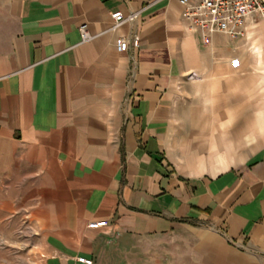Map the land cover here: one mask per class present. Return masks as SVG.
<instances>
[{
  "label": "crops",
  "instance_id": "obj_1",
  "mask_svg": "<svg viewBox=\"0 0 264 264\" xmlns=\"http://www.w3.org/2000/svg\"><path fill=\"white\" fill-rule=\"evenodd\" d=\"M244 31L206 45L178 0H0V175L32 187L41 264L114 239L264 264V20Z\"/></svg>",
  "mask_w": 264,
  "mask_h": 264
},
{
  "label": "rangeland",
  "instance_id": "obj_2",
  "mask_svg": "<svg viewBox=\"0 0 264 264\" xmlns=\"http://www.w3.org/2000/svg\"><path fill=\"white\" fill-rule=\"evenodd\" d=\"M18 182L0 175V264H41L35 251L41 241L34 230L37 203L32 187ZM111 242L99 251L96 264H180L184 257L169 249L173 242Z\"/></svg>",
  "mask_w": 264,
  "mask_h": 264
},
{
  "label": "built area",
  "instance_id": "obj_3",
  "mask_svg": "<svg viewBox=\"0 0 264 264\" xmlns=\"http://www.w3.org/2000/svg\"><path fill=\"white\" fill-rule=\"evenodd\" d=\"M183 8V18L191 31L198 32L203 42L208 45L217 33H224L231 37L245 35V25L251 19L264 20V0H178ZM114 27L124 22L133 21L138 13L132 12L125 15L122 11L112 13ZM83 41H89L93 35L89 33L87 24L80 26ZM140 43L138 35L132 38V45ZM130 41L120 37L116 41L119 52L129 48ZM106 224V221L90 223V228H97ZM77 261L84 264H94L92 258L77 257Z\"/></svg>",
  "mask_w": 264,
  "mask_h": 264
}]
</instances>
